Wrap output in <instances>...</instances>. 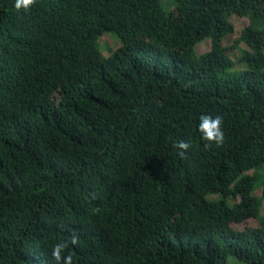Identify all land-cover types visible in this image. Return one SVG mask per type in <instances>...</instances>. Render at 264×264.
<instances>
[{
  "label": "trees",
  "instance_id": "obj_1",
  "mask_svg": "<svg viewBox=\"0 0 264 264\" xmlns=\"http://www.w3.org/2000/svg\"><path fill=\"white\" fill-rule=\"evenodd\" d=\"M174 2L180 22L162 0H0V264H57L73 233V264H264V175L246 174L264 168V0ZM233 16L250 17L242 70Z\"/></svg>",
  "mask_w": 264,
  "mask_h": 264
},
{
  "label": "rangeland",
  "instance_id": "obj_2",
  "mask_svg": "<svg viewBox=\"0 0 264 264\" xmlns=\"http://www.w3.org/2000/svg\"><path fill=\"white\" fill-rule=\"evenodd\" d=\"M162 3H163L164 8L168 12L171 13L172 18L176 22H180L183 20L180 14L177 12V8H176V4L174 0H162ZM231 21L234 24V33L225 39L224 45L232 49L235 40H237L240 37L241 31L249 26L250 17L249 16H245V17L233 16L231 18ZM119 46H120V41L118 40L117 36L114 33H107L96 41L97 50L105 57L111 54ZM245 47H246L245 44H240L238 47L239 49H232L231 51V57L236 61L237 63L236 69L238 70L246 69L245 64H240L238 62L239 59L242 57L240 50L244 49ZM195 48L199 55H203L209 52L211 49L210 40H205V41L197 43ZM42 59L44 63L52 64L57 61L58 55L55 52H48L42 57ZM246 174L250 175L253 180H258L259 174L264 175V168L261 169L260 171H249ZM261 194H262V187L260 186L255 190V195L260 196ZM210 197L215 198L216 196L210 195ZM238 199L239 197L237 198V200ZM189 212H190L189 207L185 205H182V206L175 205L173 216L176 219L181 220V217L185 215L188 216ZM263 214H264V200L261 201V204L259 206V215H263ZM172 223L174 226H177L178 224V222L176 221H173ZM259 225H260L259 218H256V217H250L242 222L233 224L234 228L238 230H242V229L249 228V227H258ZM167 236L168 238L171 237L169 235ZM234 264H239V263L235 262Z\"/></svg>",
  "mask_w": 264,
  "mask_h": 264
},
{
  "label": "clouds",
  "instance_id": "obj_3",
  "mask_svg": "<svg viewBox=\"0 0 264 264\" xmlns=\"http://www.w3.org/2000/svg\"><path fill=\"white\" fill-rule=\"evenodd\" d=\"M34 3H35V0H15L14 7L17 10L21 8L28 9ZM118 40L120 41L119 38ZM120 45H121V42H120ZM47 53L48 52H45L40 57V60L43 63L44 61L42 57ZM58 58H59V55H58ZM222 124H223V117L220 115L213 116V115L205 113L199 117L198 131L201 133V138L204 141L208 142L205 144V148H209L211 144H215V146L217 147H220L223 145L225 141V135H224V131L222 128ZM190 146H191L190 142H185V141H178L174 145V147L180 150L179 155L181 157L185 155L186 150L189 149ZM69 243L71 245H77L79 243V237L75 233H73L69 241L60 242L53 246L52 257L57 262V264H73V257L70 253L68 255H63L65 250L69 247Z\"/></svg>",
  "mask_w": 264,
  "mask_h": 264
}]
</instances>
